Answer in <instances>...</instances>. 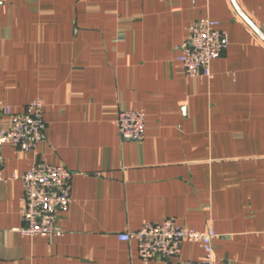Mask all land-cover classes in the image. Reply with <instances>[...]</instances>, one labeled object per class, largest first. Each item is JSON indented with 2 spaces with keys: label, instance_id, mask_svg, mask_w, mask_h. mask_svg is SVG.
<instances>
[{
  "label": "crops",
  "instance_id": "0c3cea01",
  "mask_svg": "<svg viewBox=\"0 0 264 264\" xmlns=\"http://www.w3.org/2000/svg\"><path fill=\"white\" fill-rule=\"evenodd\" d=\"M264 0H7L0 5V103L44 101V140L2 146L0 264L145 263L142 221L212 226L218 264H264ZM219 21L228 49L209 77L188 76L179 45L197 16ZM145 112L122 139L120 109ZM40 158L72 170L63 233L24 235L23 173ZM197 241L179 258L201 259Z\"/></svg>",
  "mask_w": 264,
  "mask_h": 264
},
{
  "label": "built area",
  "instance_id": "2783aa9c",
  "mask_svg": "<svg viewBox=\"0 0 264 264\" xmlns=\"http://www.w3.org/2000/svg\"><path fill=\"white\" fill-rule=\"evenodd\" d=\"M6 1L0 0V5ZM229 42L228 34L217 19L197 15L188 26L187 37L177 45V59L186 75L209 77L212 60L228 49ZM46 124L42 97L29 101L22 111L0 103V181L4 180L2 146L10 144L15 153L30 151L44 140ZM117 124L122 139L140 141L145 135V112L134 108L120 109ZM72 176L71 169L46 158H40L23 173H13V178L21 179L23 190L22 224L13 230L24 235H61L63 227L59 213L70 207ZM217 235L212 226L199 229L178 223L174 217H166L161 222L145 219L137 230L118 233L120 240L136 239L139 257L145 263L152 259L177 258L174 264H218L214 245ZM184 241L199 242L204 256L201 259L179 258Z\"/></svg>",
  "mask_w": 264,
  "mask_h": 264
},
{
  "label": "water",
  "instance_id": "95a60500",
  "mask_svg": "<svg viewBox=\"0 0 264 264\" xmlns=\"http://www.w3.org/2000/svg\"><path fill=\"white\" fill-rule=\"evenodd\" d=\"M241 14H242V16H244L245 17V19L250 23V25L264 38V34L262 33V31H260V29H258V27H256L255 25H254V23H252V21L248 18V17H246L242 12H241Z\"/></svg>",
  "mask_w": 264,
  "mask_h": 264
}]
</instances>
